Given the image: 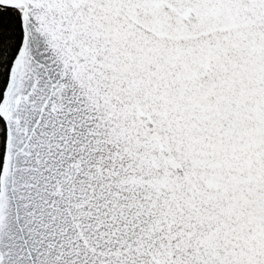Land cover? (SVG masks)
Segmentation results:
<instances>
[{
    "label": "snow or ice",
    "instance_id": "obj_1",
    "mask_svg": "<svg viewBox=\"0 0 264 264\" xmlns=\"http://www.w3.org/2000/svg\"><path fill=\"white\" fill-rule=\"evenodd\" d=\"M0 87V264H264V0H0Z\"/></svg>",
    "mask_w": 264,
    "mask_h": 264
},
{
    "label": "trees",
    "instance_id": "obj_2",
    "mask_svg": "<svg viewBox=\"0 0 264 264\" xmlns=\"http://www.w3.org/2000/svg\"><path fill=\"white\" fill-rule=\"evenodd\" d=\"M5 83H6V80H5ZM2 91H3V87H0V95H2ZM3 122L0 121V126H2ZM3 136V133H0V137Z\"/></svg>",
    "mask_w": 264,
    "mask_h": 264
},
{
    "label": "water",
    "instance_id": "obj_3",
    "mask_svg": "<svg viewBox=\"0 0 264 264\" xmlns=\"http://www.w3.org/2000/svg\"><path fill=\"white\" fill-rule=\"evenodd\" d=\"M6 84V83H5Z\"/></svg>",
    "mask_w": 264,
    "mask_h": 264
}]
</instances>
